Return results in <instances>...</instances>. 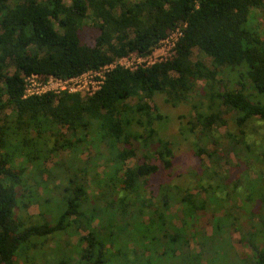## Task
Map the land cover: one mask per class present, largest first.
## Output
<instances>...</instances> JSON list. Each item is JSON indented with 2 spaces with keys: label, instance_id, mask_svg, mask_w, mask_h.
Wrapping results in <instances>:
<instances>
[{
  "label": "trees",
  "instance_id": "16d2710c",
  "mask_svg": "<svg viewBox=\"0 0 264 264\" xmlns=\"http://www.w3.org/2000/svg\"><path fill=\"white\" fill-rule=\"evenodd\" d=\"M257 13L264 15V0H0V264H16L19 249L46 241L60 242L53 264H264L263 245L252 241L251 254L240 257L231 236L246 226L264 240V203L250 213L238 206L243 197L264 196V181L256 189L264 143L251 147L235 133L226 145L219 130L225 122L239 133L253 120L264 125ZM175 31L169 57L103 70L130 54H152ZM92 70L103 76L91 92H25L33 75L45 82ZM199 90L205 109L188 131L193 156L211 165L210 185L198 169L189 175L194 188H183L163 179L172 149L150 126L129 131L130 117L150 118L147 101L157 92L174 105ZM229 154L242 173L227 185L216 158ZM249 173L259 181L244 196L238 183ZM52 196L61 205L53 216L25 215ZM204 214L209 232L191 224ZM73 235L81 245L69 261Z\"/></svg>",
  "mask_w": 264,
  "mask_h": 264
},
{
  "label": "rangeland",
  "instance_id": "374dc122",
  "mask_svg": "<svg viewBox=\"0 0 264 264\" xmlns=\"http://www.w3.org/2000/svg\"><path fill=\"white\" fill-rule=\"evenodd\" d=\"M253 24L257 26L260 33H262L264 29V15L262 13H257L253 20ZM92 35H96L95 30H92ZM91 37L92 36L89 35L87 41L91 40ZM168 44L169 43H165L163 45L168 46ZM167 46L163 50L155 49L152 54H150V61L155 62L162 58L168 57L169 54L167 51ZM197 53L198 51L195 49L193 51L192 58L196 57ZM206 62L208 63V60H206ZM125 63L129 66L135 65V63L132 61V58L127 59ZM143 63H148V60ZM199 84L201 85L203 84V82L200 81ZM77 85L79 86L77 87ZM36 86L39 88L40 83H37ZM73 87L76 88L78 92L80 91L83 93H87L91 90V84L89 83L88 79H82L78 81L76 84H74ZM127 102L130 105H134L137 102V98L133 97L131 99H128ZM147 103V110L150 113V118H148L146 115H142V113L136 112L133 114L132 112L130 117L131 125L129 126V131L143 132L142 130L145 125L150 126L157 132L158 136L164 140L168 147L172 149L173 167L171 169V175L169 177H166L165 175V178L163 177V179L165 181H169L171 184L181 185L183 188H194L195 179L191 181L192 179L189 175H192L193 171L200 169L204 175L201 183L205 187L209 188L210 182L207 181L208 178H206V176L211 171V165L205 157H203V161L199 162V160L193 156L192 146L194 137L193 133L188 131L189 122L197 121L196 116L205 109V97L203 96V93H201V91L199 90L198 93H193L192 95H190L187 100L173 105L170 100H168V97L166 99L165 94L157 92L151 96ZM141 118L143 119V124L141 123L142 125L138 123V120ZM148 119L151 120L148 121ZM219 130L223 134L225 143L227 142V140H230L229 138H231V135L235 133L243 136L245 142L251 145V147H257L260 145V143H264V125L259 120L251 121L247 126L243 127V131L241 133H239L240 130L234 127L230 122L221 124V126H219ZM55 136L57 137V134H55ZM226 145L228 144L226 143ZM67 150L68 149L65 148L62 150L60 149L59 156L63 157ZM228 157H230V159L227 158L224 160L221 155L220 157L216 158L218 162L222 164V169L226 170L227 172V181L226 183H224L227 185L232 184L233 182L235 183V181H237L236 178L239 177L242 173L238 166H236V159L232 158L233 156L231 154H229ZM131 163V160L128 161V164ZM244 175L245 180L239 181L240 183L238 184L240 185L238 189L239 192L245 196L246 192H250V190L248 191L247 187L249 186L250 189L253 190L255 188V184H258L259 178L257 177L255 180H253L254 175L252 173ZM263 181L264 176L260 175V182L256 188L257 191H260L263 185ZM53 194L56 195L57 192L54 191ZM215 195H217V193H215ZM257 198H259V201ZM59 199V196H52L47 204H44L43 206L39 205L41 207L37 206V204L35 203L31 204L29 205L25 215H31L32 217H34V215H37L40 211H42V213L46 214L45 216H47V218L49 217V215L53 216L55 210H58L61 207V205L59 204ZM255 202L264 203V196H258V194H256L247 198L243 197L238 206L244 209L246 212L250 213L254 209ZM177 207L178 204L176 208ZM39 216L40 215H37L35 219H37ZM52 219L54 220L55 216ZM210 220V216L204 214L202 216H198V218H196L191 224L196 227H203L209 232ZM245 228L246 230L242 231L241 234H239L238 232H231L233 240L232 243L235 250L241 255L240 257H245L247 254H251V251L250 249H248L247 245L252 243V241L256 242L259 247H261L262 245L264 247V240L262 239V237H256L252 235L256 234L258 229L249 228V230L246 226ZM252 230L254 233H252ZM80 234L84 233L81 232ZM57 237L63 239L62 234ZM78 237L79 235L71 236L67 243L68 247L66 250V255L69 256V261L75 260L73 259L75 258L76 254L75 249H78L81 245V242L78 241ZM50 243L51 244L46 241L42 244L41 247L37 246L34 249L29 247V249L27 248V250H23V253L19 249L17 251L16 264H53V261L57 253L59 252L58 250H60V248L57 247L60 242L52 241ZM72 252L75 254H71ZM114 264H118V262L114 261ZM201 264H205L204 261L201 262ZM224 264H229V262H224Z\"/></svg>",
  "mask_w": 264,
  "mask_h": 264
},
{
  "label": "built area",
  "instance_id": "2783aa9c",
  "mask_svg": "<svg viewBox=\"0 0 264 264\" xmlns=\"http://www.w3.org/2000/svg\"><path fill=\"white\" fill-rule=\"evenodd\" d=\"M179 32L175 31L173 33H171L169 36H167L161 43L160 45L156 48V49H164L167 45H163L165 43H169L167 46V51L169 56L172 54V45L173 42L175 41L176 37L178 36ZM168 56V57H169ZM132 58V61L135 63L134 66H129L127 65L125 62L127 59ZM167 58V57H165ZM151 57L150 55L146 56V57H139L136 54H130L127 57H122L119 58L117 60H115L113 63L104 66L103 70H107L109 68H112L115 64H119V65H123L125 67H136L137 65H150L154 62L150 61ZM163 59V58H162ZM146 60H148V63H143ZM103 76V71L101 70H96V71H88L86 73H83L82 75L78 76V77H74V78H70V79H59V78H48L47 81L45 82H40L38 80V77L33 75L30 77L26 78V94H39L42 93L44 91L47 90H51L54 92H59L62 90H67V91H77L76 88H74V84H76L78 81L82 80V79H88L89 83L91 84V90L89 92H91L92 90L96 89L98 87V84L100 83V78H102ZM37 83H40V87L38 88L36 86ZM79 85H77L78 87ZM34 90V91H31Z\"/></svg>",
  "mask_w": 264,
  "mask_h": 264
}]
</instances>
